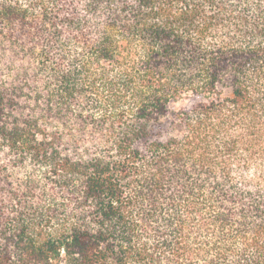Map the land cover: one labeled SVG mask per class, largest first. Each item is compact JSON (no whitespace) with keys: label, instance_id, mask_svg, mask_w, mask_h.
Segmentation results:
<instances>
[{"label":"trees","instance_id":"trees-1","mask_svg":"<svg viewBox=\"0 0 264 264\" xmlns=\"http://www.w3.org/2000/svg\"><path fill=\"white\" fill-rule=\"evenodd\" d=\"M0 264H264V0H0Z\"/></svg>","mask_w":264,"mask_h":264}]
</instances>
